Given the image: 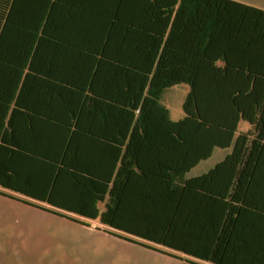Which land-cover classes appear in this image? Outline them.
Listing matches in <instances>:
<instances>
[{
  "label": "crops",
  "instance_id": "obj_1",
  "mask_svg": "<svg viewBox=\"0 0 264 264\" xmlns=\"http://www.w3.org/2000/svg\"><path fill=\"white\" fill-rule=\"evenodd\" d=\"M111 1L29 0V7L33 10L39 11L44 6L42 25L46 29L44 43L36 56L37 69L32 70L34 78L29 85V99L24 101L34 109V114L29 122L19 121L16 134L21 146L20 156L16 159L18 180L21 181L20 187L30 193L2 186L0 193H4L3 197L84 227L110 229L116 235L106 233L113 237L124 235L156 245L160 253L187 264H215L206 260L209 256H203L212 252L221 255L218 257L236 259L241 264V149L236 169L218 164L230 154L232 143L225 148L214 147L208 157L188 170L174 173L166 169V134L158 110L145 118L147 131L128 130L122 136L119 123L126 122V119L117 115L119 99L124 98L127 84L135 86L137 73L133 69H117L111 61L121 52L125 58H133L131 46L129 50L127 47L120 50L118 45L132 44L138 41V37L113 33L110 29L118 23L116 16L121 22H130L139 19L140 15L143 22L144 14L143 10L139 12L134 8L135 0L126 1L120 9L113 7ZM237 1L264 10V0ZM147 38L140 36V41ZM239 60L241 74H246L248 67L256 72L262 68L258 56L241 55ZM232 70L234 74L236 69ZM181 86L168 87L160 98L172 120L183 116V111L172 115L173 108L182 106ZM145 93L143 90V95ZM248 128L249 124L240 119L235 136L241 138V131ZM192 138L198 144L203 143L199 133ZM124 154L127 163L122 169ZM234 170H237V181L231 180ZM70 172L76 173L82 184L78 186V202L73 199L76 192ZM52 180L56 183L52 184ZM107 180L110 196L94 202L90 182L101 184ZM235 184L238 190L233 201L231 189ZM51 189L54 190V201L80 205L83 211L95 205L101 212L109 198L111 204L114 201L117 204L115 219L125 221L126 226L135 229L143 228L148 219L171 220V232L166 224H160L158 230L165 234V242H173L175 246L154 243L107 227L98 218L75 214L31 194L48 196ZM230 208L236 211L231 213ZM154 213L157 215L153 216ZM256 227L261 229L262 223L258 222ZM224 232L237 235L238 248L235 251L215 248L217 238ZM194 251L203 255H195Z\"/></svg>",
  "mask_w": 264,
  "mask_h": 264
},
{
  "label": "trees",
  "instance_id": "obj_2",
  "mask_svg": "<svg viewBox=\"0 0 264 264\" xmlns=\"http://www.w3.org/2000/svg\"><path fill=\"white\" fill-rule=\"evenodd\" d=\"M126 1L111 2L120 9ZM133 5L139 12L143 10V22L140 15L130 22H121L116 16L118 23L110 29L138 37L132 44L118 45L120 50L131 46L133 58H125L121 52L111 61L117 69H133L137 73L135 86L127 84L124 98L119 99L117 115L126 119L119 123V132L124 137L128 130L147 131L145 118L158 110L166 134V169L174 173L188 170L208 157L214 147L225 148L232 143V151L218 164L236 169L241 149V264H264V10L237 0H135ZM42 9L30 8L29 0H0V186L27 193L30 191L20 187L16 170V159L21 153L16 134L19 121L29 122L34 114L24 101L29 99L32 70L37 69L36 56L46 33L42 25L44 6ZM140 36L148 38L141 42ZM241 55L260 57V71L248 67L246 74H241ZM232 69H236L234 74ZM175 85L187 87L181 106L183 116L178 120H172L168 108L160 103L164 90ZM240 119L249 124L247 130L241 131V138L235 136ZM196 133L203 137L202 144L192 138ZM125 157L124 154L122 169L127 163ZM70 176L76 192L73 199L78 202V186L82 184L76 173L70 172ZM231 180H238L237 170L231 172ZM89 186L94 202L110 196L108 180L101 184L91 181ZM231 190L234 201L237 184ZM53 191L48 196L31 194L75 214L98 218L107 227L175 246L165 242V234L158 230L160 224H166L171 232V220L148 219L143 228L135 229L115 219L117 204H111L109 198L101 212L95 205L83 211L80 205L54 201ZM234 211L230 208L231 213ZM258 222L262 223L261 229L256 227ZM104 230L116 235L110 229ZM117 236L137 242L128 236ZM217 239L215 248H238L236 234L224 232ZM203 256H209L206 260L215 264H240L213 252Z\"/></svg>",
  "mask_w": 264,
  "mask_h": 264
},
{
  "label": "rangeland",
  "instance_id": "obj_3",
  "mask_svg": "<svg viewBox=\"0 0 264 264\" xmlns=\"http://www.w3.org/2000/svg\"><path fill=\"white\" fill-rule=\"evenodd\" d=\"M186 89L182 85L179 90L181 102ZM181 109L176 106L172 115ZM3 196L0 264H187L160 253L156 245L116 238Z\"/></svg>",
  "mask_w": 264,
  "mask_h": 264
}]
</instances>
